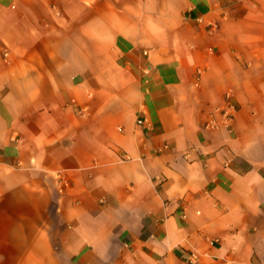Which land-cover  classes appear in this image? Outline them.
Returning <instances> with one entry per match:
<instances>
[{"label": "crops", "instance_id": "1", "mask_svg": "<svg viewBox=\"0 0 264 264\" xmlns=\"http://www.w3.org/2000/svg\"><path fill=\"white\" fill-rule=\"evenodd\" d=\"M192 255L264 264V0H0V264Z\"/></svg>", "mask_w": 264, "mask_h": 264}, {"label": "built area", "instance_id": "2", "mask_svg": "<svg viewBox=\"0 0 264 264\" xmlns=\"http://www.w3.org/2000/svg\"><path fill=\"white\" fill-rule=\"evenodd\" d=\"M146 54V53H144ZM143 123L142 120H137V124L138 125H141ZM195 260H196V256L195 255H192V260H191V263L194 264L195 263Z\"/></svg>", "mask_w": 264, "mask_h": 264}]
</instances>
